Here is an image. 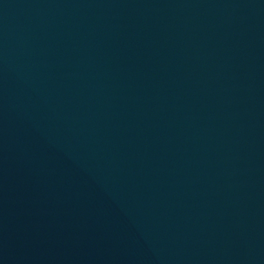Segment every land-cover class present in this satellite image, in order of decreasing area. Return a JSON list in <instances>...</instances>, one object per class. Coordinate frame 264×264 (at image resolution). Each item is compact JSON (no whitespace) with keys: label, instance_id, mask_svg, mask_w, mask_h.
Instances as JSON below:
<instances>
[{"label":"water","instance_id":"95a60500","mask_svg":"<svg viewBox=\"0 0 264 264\" xmlns=\"http://www.w3.org/2000/svg\"><path fill=\"white\" fill-rule=\"evenodd\" d=\"M0 264H264V0H0Z\"/></svg>","mask_w":264,"mask_h":264}]
</instances>
